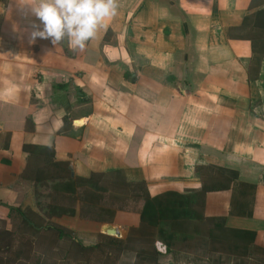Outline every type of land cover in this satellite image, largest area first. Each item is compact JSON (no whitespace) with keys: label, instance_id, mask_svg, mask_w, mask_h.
I'll use <instances>...</instances> for the list:
<instances>
[{"label":"crops","instance_id":"1","mask_svg":"<svg viewBox=\"0 0 264 264\" xmlns=\"http://www.w3.org/2000/svg\"><path fill=\"white\" fill-rule=\"evenodd\" d=\"M250 1L118 0L81 51L30 43L34 17L22 9L31 0H0V223L19 206L12 186L24 143L53 144L73 176L123 172L137 209L80 187L75 215L50 219L94 238L103 227H138L145 193L200 190L195 168L208 166L233 181L206 194L204 217L255 233L253 257L234 264H264V55L229 37ZM30 194L24 204L34 209Z\"/></svg>","mask_w":264,"mask_h":264},{"label":"trees","instance_id":"2","mask_svg":"<svg viewBox=\"0 0 264 264\" xmlns=\"http://www.w3.org/2000/svg\"><path fill=\"white\" fill-rule=\"evenodd\" d=\"M262 5L264 0H251L249 13L239 27L229 31V37L250 41L254 53L264 55V8H259ZM84 101L85 99H82V102ZM26 125L27 129H34L30 119ZM22 151L27 155L26 165L12 186L17 192L19 206L8 207L7 219L18 217L23 229L21 234H18L12 229L0 228V254H5L6 264H16L17 261L28 258L34 247L51 251L57 248L59 242L69 243L65 260L74 264H120L129 252L134 257L132 264H162L157 258L159 253L151 242V249L135 251L131 249L130 243L128 244L130 239L122 240L99 233L94 244L83 245L75 238L73 231L45 222L43 216L24 204L30 190L46 184H52L54 192L47 208L49 219L75 215V192L80 187L97 193H109L110 198L122 200L130 195L122 171L91 173L88 177H78L71 174L68 162L54 160L53 144L24 143ZM195 171L201 181L198 191L188 195L169 193L167 200H163L162 196L150 198L145 193L143 196L146 197V202L141 214V223L131 230V234L142 235L144 230L150 229L154 232L155 228L156 237L152 243L155 240L162 241L169 249L176 237L198 233V223H210L211 226L208 225L203 236L207 239L206 250L211 261L217 254L235 258L236 261L253 257L254 249L251 246L255 233L225 228L222 218L204 217L206 194L228 189L233 179L214 167L197 165Z\"/></svg>","mask_w":264,"mask_h":264},{"label":"rangeland","instance_id":"3","mask_svg":"<svg viewBox=\"0 0 264 264\" xmlns=\"http://www.w3.org/2000/svg\"><path fill=\"white\" fill-rule=\"evenodd\" d=\"M52 184H46L41 185L39 187H35L31 194L29 195V200L34 203V211L36 213H39V215L43 216L45 219V222L52 223L50 219L47 217L48 213V205L50 204L52 198L54 197V192L51 188ZM105 195V203H110L114 205H123L125 210L128 212H131L132 210L137 209V203L134 204L132 202H127L126 197H124L122 200H116L113 198H110L109 193H101ZM29 204V203H28ZM138 211V210H137ZM93 212V211H92ZM93 215V213H92ZM95 215L99 216L98 212H95ZM8 223H0V228H8L15 231V233H20V231L23 229L22 223L20 222L19 218H8ZM197 224V223H196ZM58 225V224H56ZM140 225V224H139ZM198 225V233L196 235L192 233H188V235L184 236H178L173 241V245H171V248H167L168 246L163 243L162 241L155 240L154 243L153 240L156 237V229L154 228V232H152L150 229L144 230L142 235L141 233L131 234L132 229L137 228V226H128L127 235L122 234L120 238L117 239H130L128 244L130 247H132V250L139 251L143 249H151L150 243L153 247H155V251H157L159 254L157 255V258L160 263L162 264H228L226 263L228 261V258L224 255H214V260L211 261V257L208 254L206 248H207V242H205V239L203 237L204 233H206L208 224H197ZM62 227V226H61ZM64 228V227H63ZM67 229V228H66ZM150 233V235H149ZM21 234V233H20ZM75 234V232H74ZM153 234V235H152ZM197 234H200V236ZM75 238L82 243L83 245H91L94 244L97 240V237L89 236V234H75ZM116 238V237H114ZM138 239V240H137ZM207 240V239H206ZM69 243L67 242H59L57 248H54L51 251H48V249L44 248H33L32 253L28 258L22 259L21 261H17L16 264H74L72 262H66V251L68 248ZM56 249V250H55ZM5 254H0V264H6L7 259H5ZM134 260L133 254L129 252L124 258L122 259L120 264H132ZM232 264L236 263L234 262L235 259H232Z\"/></svg>","mask_w":264,"mask_h":264},{"label":"clouds","instance_id":"4","mask_svg":"<svg viewBox=\"0 0 264 264\" xmlns=\"http://www.w3.org/2000/svg\"><path fill=\"white\" fill-rule=\"evenodd\" d=\"M118 0H31L23 11L34 17L29 42L37 38L53 45L65 41L73 49L84 50L105 21L118 13Z\"/></svg>","mask_w":264,"mask_h":264},{"label":"water","instance_id":"5","mask_svg":"<svg viewBox=\"0 0 264 264\" xmlns=\"http://www.w3.org/2000/svg\"><path fill=\"white\" fill-rule=\"evenodd\" d=\"M71 174L73 175V172L71 171ZM102 233L106 236H110V237H116V238H120L121 235H119L114 228L112 227H103L102 228Z\"/></svg>","mask_w":264,"mask_h":264}]
</instances>
